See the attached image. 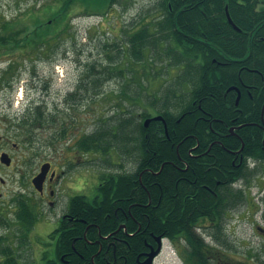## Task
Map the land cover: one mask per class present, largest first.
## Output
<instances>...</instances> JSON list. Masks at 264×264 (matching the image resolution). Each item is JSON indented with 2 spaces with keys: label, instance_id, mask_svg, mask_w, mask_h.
I'll use <instances>...</instances> for the list:
<instances>
[{
  "label": "flooded vegetation",
  "instance_id": "af4514ba",
  "mask_svg": "<svg viewBox=\"0 0 264 264\" xmlns=\"http://www.w3.org/2000/svg\"><path fill=\"white\" fill-rule=\"evenodd\" d=\"M8 1H15L18 8L13 12L11 5H7V9L0 12V32L5 42L2 48L7 47L8 44L14 45L20 54H23L25 50H34L40 43L41 17H44L49 10L42 12L43 16H40L37 7H33L32 4L23 7V3H18L23 0ZM45 21L48 22L47 31H50L51 18L47 17ZM50 36H53V33H49ZM11 61L16 62L15 60ZM241 85L244 88L249 87L243 81ZM231 87L233 88L228 90ZM229 88L227 92L232 90L237 92L235 104L238 105L243 95L241 88L237 85H232ZM246 93L250 99H253L252 91H246ZM238 96H240L239 99ZM198 108H201V105ZM148 111L147 116L139 114V121L143 124L147 118L161 114L155 109L152 112ZM245 117L241 119L242 123L230 126V135L243 139L240 134L241 128L253 124L259 126V129L264 132V104L261 123L247 121ZM215 120L209 111L199 114L195 122L198 137H195L196 144L189 148V157L181 155L183 154L181 151L186 148L184 145L191 143L185 138L186 141L181 140L176 145L179 161L174 157L165 159L161 163L160 170L156 172L162 176L158 204H161L164 212L160 220L161 222H178L177 224L180 222H202L197 225L201 229L207 226L210 230V241L206 242L203 237L207 244L204 246L207 257L204 264H264V247L262 246L258 251L243 250L241 242L238 243L232 239L231 233L229 235L226 231V222H223L231 207L236 208L245 202L247 183L256 172L255 168H252L253 163L257 165L264 163L256 161L254 157L247 158L245 156L244 141L240 148L228 149L222 138L224 134L216 133L214 129ZM180 121L181 119L178 120V124ZM236 121L237 117L233 118L231 123ZM153 122H161L165 131L153 129ZM204 126L206 131L203 132L201 127ZM14 128L22 136L20 122L17 127L13 125L0 126V264H68L74 254L80 256L84 261L86 260L87 264H144L149 253L159 248V252L151 261V264H156L158 257L168 247L166 242L176 245L184 240L185 245L189 244L182 233L171 235L166 231L156 235L153 231H147V228H144V233H142L143 224L141 222L145 219L140 220L134 212V208L144 209L143 215L147 218L145 222H151L148 207L154 200L151 191L145 185L144 188L148 194L147 201L137 200L135 196L136 180L134 178L138 160L134 139L135 131H129L133 139H130V143L128 141L127 149L123 148L122 146L125 145L121 143L122 152L115 159L117 161L114 160V170L102 171L93 196L89 197L83 192L75 191L76 193L72 196L66 197V188L63 187L65 171L62 161L53 158L40 160L38 156L34 155L38 150L27 147L31 142V145H34L36 138L30 141L27 137L24 140L23 137V141L16 134ZM145 128L149 129L144 134L148 140L145 149L149 154L152 155L155 151L154 148H157L154 146L157 144L154 132H159V143L163 149L167 147L166 139H162L163 134L169 139L167 123L165 126L162 120H152ZM173 132L176 133L175 130ZM205 133H208V138H205ZM193 136L195 135L193 134ZM259 142L260 144L264 143V133L263 136L259 133ZM215 145H219L222 151L227 150L233 155L230 164H228V160L224 162L221 156L217 157L210 152ZM171 146L173 147L174 144ZM30 149H34L33 153L27 151ZM158 149L160 151L161 147L159 146ZM83 153L85 152L83 151ZM138 154L140 155V151ZM44 165L46 166L45 176L42 181L35 180L42 172ZM145 170L155 174L149 167L141 172L138 171V179L142 184ZM110 173H113L114 176L110 177ZM232 173L235 175L231 176ZM124 177L130 180L127 197L122 196L124 195L122 191H118L119 184ZM168 177L171 178L172 185ZM109 181L113 186L117 185V199L113 212L117 221L112 226V228H116L104 233L100 224L94 220L102 209L105 184ZM244 182H246L245 186H243ZM88 203H91L92 206L88 207ZM201 209L208 213L201 218L198 215L193 221L194 212ZM191 210L193 213L182 218L184 211ZM196 214L197 211L195 216ZM111 217L112 213L106 212L104 214L105 222ZM52 222H57V225H53ZM205 222H208V225ZM252 223L259 236L264 238V226L259 222ZM80 224L85 227L83 234L74 235V233H78L76 229ZM70 239H73L71 250L64 246ZM77 240L83 242L84 252L76 246ZM134 240H143L145 249L132 250L130 244ZM60 244H63L64 248H60ZM126 244H129V249L123 251Z\"/></svg>",
  "mask_w": 264,
  "mask_h": 264
},
{
  "label": "trees",
  "instance_id": "16d2710c",
  "mask_svg": "<svg viewBox=\"0 0 264 264\" xmlns=\"http://www.w3.org/2000/svg\"><path fill=\"white\" fill-rule=\"evenodd\" d=\"M119 1L107 0V3L112 7L113 4ZM261 2L263 5L259 7ZM157 3L162 8V15L158 17L157 24L153 30L150 29V25H146L137 30L136 33L130 34L124 43L105 44L106 48L115 50L113 53L108 54L112 60L107 64H103V70H97L95 64L88 63L87 67L89 69L94 67L93 70L95 72L91 73L87 68L75 89L69 92L68 96L72 101L76 102L80 88H84L87 91L94 90V93L100 92L98 88H90V85L103 79L105 81L108 80L109 73H116L121 78H127L125 73H131L133 79L137 78L139 75L134 73L135 66L133 63H145L146 60L144 59L146 56L150 59L148 60V66L154 72L156 56L153 55L152 57L151 53L153 50H158L157 53L164 52L163 56L170 60L162 65L164 67H179L178 73L169 82L163 95L152 96L154 102H161L157 110L163 114L168 124L169 139L164 134L162 137V139H166L167 147L163 149L159 143V132H154L157 139V144H154V146L157 148H154L155 151L152 155L147 152L145 148L148 140L144 134L149 129L145 128L144 124L139 121V114L147 116L150 107H147L144 112L134 113L128 108L131 105L130 98L121 95L123 94L122 91L114 92L118 95L119 101H121L117 103L118 108L114 110V115L110 118H103L104 123L109 121L113 127L107 128L103 124V126L82 137L77 142V147L82 152L101 151L103 155H109V151L115 141L124 143L123 145L125 146L122 147L127 149L128 141L130 143V139H133L129 131H135L134 139L137 150L140 151L136 161L137 171L134 178L136 180L135 196L137 200L147 201L148 194L144 188L145 185L151 191L154 200L152 205L148 207L151 222H145L147 218L143 215L144 209L134 208L138 218L140 220L145 219L141 222L143 224L142 233H144L146 228L147 231H153L156 235L166 231L171 235L182 233L184 239L189 243L186 244L188 258L193 260V264H204L207 259L204 246L207 244L203 235L198 232L199 227H197L202 222H180L179 224H177L178 222H161L160 219L164 210L161 208V204H158V201L161 194L160 181L162 176L156 172L160 170L161 163L165 159L174 157L179 161L176 145L185 138L191 143L184 145L186 148L181 151L183 153L181 155L189 157V148L196 144L195 137H198L195 125L197 116L206 111L211 112L216 119L214 121L216 133L228 135L227 137L222 136L228 149L240 148L244 141L245 147L243 151L245 156L247 158L254 157L256 161L264 163V143L260 144L259 142V133L263 136L264 132L259 129V126L253 124L241 128L240 134L243 139L229 134L230 126L242 123L241 119L245 115V118H247L245 120L247 121L262 122L261 112L264 104V0H157ZM226 6L229 8L234 23L241 29L240 31L236 30L228 22ZM42 24L48 25V22L40 23V26ZM49 24L51 26V23ZM68 27L69 25H66L62 31H67ZM49 33H44L47 36H44L43 33L40 34V49H44L45 45L48 42L50 43L53 38L52 36L49 37ZM1 36L2 33L0 32V47L2 48L5 42ZM55 37L58 38V33L57 36H54V40ZM161 45L162 51L159 50ZM9 47L17 49L14 45L8 44L1 51L9 50ZM147 51H150V56L149 53H146ZM126 55L132 60H125ZM242 81L249 87L244 88L241 85ZM232 85L240 87L243 93L238 105L235 104L237 92L233 90L227 92V89ZM246 91H252L253 99L249 98ZM179 92H181V95ZM124 97H126L124 99L125 103L122 102ZM151 105L154 108L156 107L155 103ZM199 105H201V108H198ZM122 106H125L127 111L122 110ZM27 111L28 115L24 113L20 123L22 128L24 127L23 133L25 137L32 141L35 138V130L47 128L55 122V118L52 117V112L48 111L44 104H36L33 107L29 105ZM235 117H237V121L231 123V120ZM179 119L181 121L178 124ZM61 125L59 131L52 133L48 140L49 142L53 139H62L66 135L68 127L64 123ZM152 125L153 129L157 131H160V129H162V132L165 131L161 122H153ZM150 128L153 130L152 127ZM204 128L205 126L201 127L203 132L206 131ZM208 137V133H205V138ZM172 144H174L173 147L171 146ZM159 146L162 149L160 151L158 149ZM210 152L217 157L221 156L224 162L228 160V164L232 161L233 155L227 150L222 151L219 145H215ZM208 160L212 161L213 159ZM147 167L151 168L155 174L145 170L142 184L138 179L139 172ZM234 175V173L231 174V176ZM112 176H114L113 173H110V177ZM170 179L168 177L172 185ZM129 181L127 177H124L119 184L118 191L124 193L122 196H128ZM116 192L117 185L113 186L110 181L106 183L102 209L99 211L100 214L98 213L95 217L93 213L95 219L98 220L94 221L100 224L104 233L116 228H112L117 221L113 214L117 199ZM91 206L92 204L88 203V207ZM109 211L112 213V217L105 222L104 214ZM196 211L197 214L195 216ZM196 211L193 214V221L198 215L201 218L208 213L202 209ZM216 212L218 211L216 210ZM191 213H193L192 210L184 211L182 218ZM77 226L76 230H78V233H74V235L83 234L85 230L83 224ZM72 240H67L66 245L64 244L66 249L71 250ZM130 245L132 250L135 251L145 249L143 240H134ZM64 246L60 244V248H64ZM76 246L84 252L83 242L77 240ZM126 249H129V244L124 245L122 250L125 251ZM68 264H87V262L74 254Z\"/></svg>",
  "mask_w": 264,
  "mask_h": 264
},
{
  "label": "rangeland",
  "instance_id": "374dc122",
  "mask_svg": "<svg viewBox=\"0 0 264 264\" xmlns=\"http://www.w3.org/2000/svg\"><path fill=\"white\" fill-rule=\"evenodd\" d=\"M15 3L0 1V12L6 10L7 5H11V11L15 12L18 8ZM18 3H23V7L32 4L37 7L40 16H43L42 12L49 10L40 22L44 23L46 18L50 17V31H47L46 24H42L40 34L50 32L53 33V38L50 41L52 44L49 45L48 42L44 49H40L39 43L37 48L25 50L23 54L13 47L0 52V126L17 127L27 106L44 104L47 110L52 112L55 122L47 128L36 129V142L34 145H31V142L27 147L36 148L38 152L34 155L40 160L53 158L62 161L66 197L72 196L75 191L91 197L97 190L102 171L114 170V162L122 152V144L115 141L109 155H102L99 151L83 153L77 147V142L103 124L107 128L113 127L109 121L104 123L103 118L113 116L114 110L118 108L117 103L121 102L114 92L122 91L121 95L130 98L131 105L128 108L134 113L144 112L147 107H150L151 112L154 109L156 111L161 102H154L152 96L163 95L169 82L178 73L179 67H164L162 64L170 59L163 56L164 52L157 53L158 50H153L151 56H156L154 72L148 66L150 59L146 56L145 63H133L134 73L139 75L135 79L131 77V73H125L127 78L109 73L108 80L103 79L90 85V88H98L100 92L94 93V90L80 88L76 102L69 98L68 93L75 89L83 72H86L88 63L95 64L97 70H103V64L112 60L108 54L115 50L106 48L105 44L124 43L130 34L136 33L146 25H150L153 30L162 14V8L157 0H120L112 7L107 0H23ZM262 5L261 2L259 7ZM66 25L69 27L63 32ZM57 33L58 38L55 37L54 40ZM159 48L162 51V45ZM1 49L3 48L0 47ZM34 53L37 54L33 55ZM146 53L150 56V51ZM125 60L132 59L127 56ZM93 69L94 67L88 68V71L93 73ZM179 93L181 95V92ZM126 97L122 102L125 103ZM152 103L156 104L155 108ZM121 109L127 111L125 106ZM25 113L28 115V111ZM62 123L68 127L66 135L62 139L49 142L52 133L59 131ZM21 129L22 136L14 128L16 134L25 140L24 127ZM33 150L27 151L33 153ZM136 151L138 159L139 151ZM252 168H255L256 172L247 183L245 202L236 208L231 207L223 222H226V231L229 235L231 233L232 239L241 242L243 250L258 251L264 247V238L259 236L252 222H259L264 226V164L253 163ZM245 184L246 182L243 186ZM52 223L57 225V222ZM205 224L208 225V222ZM209 231L207 226L198 229L206 242L210 241ZM166 243L168 247L158 257L156 264H193V260L188 258L184 240L176 245Z\"/></svg>",
  "mask_w": 264,
  "mask_h": 264
},
{
  "label": "water",
  "instance_id": "95a60500",
  "mask_svg": "<svg viewBox=\"0 0 264 264\" xmlns=\"http://www.w3.org/2000/svg\"><path fill=\"white\" fill-rule=\"evenodd\" d=\"M226 15H227V19H228V21L231 23V25H232L235 29H237V30L240 31V28L234 23V21H233L231 15H230V12H229V8H228V6H226ZM232 88H233V87L229 88L228 90H231ZM239 97H240V96H238V99H239ZM237 103H238V101H237ZM152 120H162V121H164L165 126H166V121H165L163 115H161V114H160V115H157V116H154V117H151V118H147V119L144 121V125L147 126ZM45 174H46V166L44 165V166H43V170H42V172L36 177L35 180H40V181H42V179H43V177L45 176ZM259 229H260V227H259ZM159 250H160V249L158 248V250H156V251H152L151 253H149L148 258L144 261V264H151V261H152L153 257L159 252Z\"/></svg>",
  "mask_w": 264,
  "mask_h": 264
}]
</instances>
